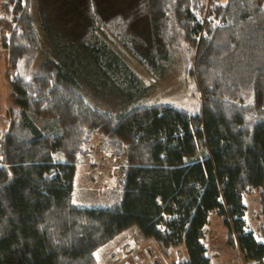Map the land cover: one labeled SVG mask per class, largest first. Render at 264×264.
I'll return each instance as SVG.
<instances>
[{
  "label": "trees",
  "instance_id": "obj_1",
  "mask_svg": "<svg viewBox=\"0 0 264 264\" xmlns=\"http://www.w3.org/2000/svg\"><path fill=\"white\" fill-rule=\"evenodd\" d=\"M32 1L11 0L12 17L0 24L13 88L9 125L0 119V264H96L98 249L131 224L168 258L176 246L185 248V258L170 264H214L207 239L214 212L224 217L227 243L235 236L248 258L264 264V0H156L147 11L166 17L171 4L195 54L188 69L203 109L140 105L117 115L80 91L81 82L97 93L110 89L113 79L119 92L137 94L141 77L106 41L64 43L62 57L44 63L47 75L44 68L23 74L21 63L41 46ZM138 8L88 16L98 27L118 21V34L131 36L124 47L151 63L159 44L146 58L137 50L146 44L130 31L144 10ZM96 132L99 151L120 158L122 193L101 206H82L75 202L74 178L80 162L95 158L84 156H95L85 154V145ZM256 188L259 231L250 228L244 202Z\"/></svg>",
  "mask_w": 264,
  "mask_h": 264
},
{
  "label": "rangeland",
  "instance_id": "obj_2",
  "mask_svg": "<svg viewBox=\"0 0 264 264\" xmlns=\"http://www.w3.org/2000/svg\"><path fill=\"white\" fill-rule=\"evenodd\" d=\"M79 1V3L78 0L32 1L31 15L38 31V39L40 38L41 46L40 50L33 53L34 56L30 62L21 63L23 67L22 72L25 76L29 77L35 73H40L43 68L42 73L47 75L48 68H45L44 63L50 58H54L55 60L56 55L61 58L64 54V43L80 42L78 45L81 43L95 44L103 40L107 42L106 46L108 48L117 51L129 62L131 60L132 69L135 70H132V72L138 74L142 82L140 83V88L137 89V94L132 92V96L129 97L123 94L122 89L120 92L118 91L119 88L116 87L117 84L113 79L108 84V87L112 91L107 87H101L98 93L92 90L93 87L90 84L81 82L80 91L90 103L115 115L121 111L140 105H171L191 113L202 111L203 98L201 88L194 78L189 75L190 69H188L192 58H195V54H192V50L187 46L177 20L173 19L171 4L166 7V11H168L167 16L160 17L159 12L147 11L148 9L154 10L153 6L156 0ZM10 3L11 0H0V24L12 17ZM75 4H78V8L74 7ZM132 5L133 7L139 5L138 10L144 9L141 16H139V20L137 19L134 25L130 27L131 33L133 35L137 34L141 38L142 43L146 44L145 48L137 47L138 52L142 56L149 58L154 50H156L155 45L159 44L156 59L151 63H144L134 58L132 53L124 47L126 46L124 45L126 40L131 36L128 33L126 35L118 34V21L108 26H102L99 21L100 25L98 27L97 24H94L96 20L93 23L92 16L91 18L88 16L90 15L89 13H99L98 16L106 18L108 15L118 13ZM102 6L105 8H102ZM71 8L72 10H79V13L76 15V11H74V15L72 13L73 16L71 15L72 17L69 19ZM146 13L148 14L146 15ZM0 30L3 29L0 27ZM83 53L82 59L84 57V60L88 63L89 59L86 56L90 57V55L88 52ZM7 54L0 47V119L1 123L4 122L5 127L9 125L7 118L10 119L9 116L12 113L9 111V108L13 105V88L8 78L9 74H6V71L11 69V63ZM65 54L69 55V52H65ZM159 69H164L161 75L157 73ZM119 79H122V75L119 76ZM126 80L127 78L125 77ZM90 83L98 85L99 82L94 84L91 81ZM108 92L110 93L107 94ZM41 117H47V114L43 113ZM102 131L100 130V132ZM100 136L101 133L96 132L85 145V154L96 153L97 155L94 154L95 156H92L93 154H91L84 157L92 159L95 157V161L93 159L91 162H85L84 159L83 163L80 162L76 169L74 198L78 205L101 206L110 201V199L118 198L122 193V187L120 186L121 165L118 161L120 158L111 156L106 150L103 153L99 151L100 148L97 141L98 139L100 140ZM101 154L103 157L102 160H99L98 155ZM244 202L247 205L246 218L250 228L259 231V225L263 222L261 214L262 201L259 190L256 188L245 193ZM132 227H137V225L131 224L98 249L96 252L98 258L96 264H99V259L105 260L103 264H109L110 260L108 259L110 256L113 262H120L121 253L115 251V249L126 242L140 256L155 259L156 264H170L171 259L183 260L185 258V248L182 245L176 246L168 258L165 256V250L161 249L154 240L146 237L140 229V231L133 229L127 233V229ZM215 232L218 233L219 239L211 243V238ZM208 234L213 263L234 264L232 263L233 257L239 253L240 245L237 244L235 236L234 243H227V226L224 223L223 216H220V214L219 216H210ZM256 235L260 237L259 234ZM112 250L115 253H112ZM231 255L230 263H226L227 258Z\"/></svg>",
  "mask_w": 264,
  "mask_h": 264
},
{
  "label": "built area",
  "instance_id": "obj_3",
  "mask_svg": "<svg viewBox=\"0 0 264 264\" xmlns=\"http://www.w3.org/2000/svg\"><path fill=\"white\" fill-rule=\"evenodd\" d=\"M161 231H163L162 228H161ZM115 251L121 253V256H122L120 262L115 263V264H156L155 259L140 256L138 252L131 249L130 244L128 242L123 243ZM115 251L112 253H115ZM233 263L234 264H255V262L249 259L246 253L242 251L240 248H239V253L233 257Z\"/></svg>",
  "mask_w": 264,
  "mask_h": 264
},
{
  "label": "crops",
  "instance_id": "obj_4",
  "mask_svg": "<svg viewBox=\"0 0 264 264\" xmlns=\"http://www.w3.org/2000/svg\"><path fill=\"white\" fill-rule=\"evenodd\" d=\"M211 215L219 216V214H217V212H214V213H212ZM133 229H136L137 231H140L138 227H132V228H130V229H127V233H129L130 230H133ZM147 239H148V238H147ZM207 239L209 240V234H208V238H207ZM218 239H219V235H218L217 232H215L214 235H213L212 238H211V241H212L211 243H214V241H217ZM115 244H116V243H115ZM231 257H232V255H231L230 257L227 258L226 263H227V262L230 263ZM223 262H224V261H223ZM223 262H220V263H223ZM232 263H233V262H232Z\"/></svg>",
  "mask_w": 264,
  "mask_h": 264
}]
</instances>
